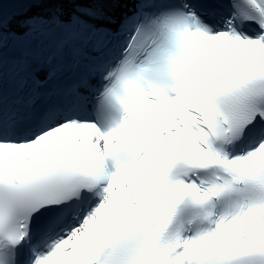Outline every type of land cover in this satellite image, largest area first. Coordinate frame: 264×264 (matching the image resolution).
<instances>
[{
    "label": "snow or ice",
    "instance_id": "obj_1",
    "mask_svg": "<svg viewBox=\"0 0 264 264\" xmlns=\"http://www.w3.org/2000/svg\"><path fill=\"white\" fill-rule=\"evenodd\" d=\"M0 264H264V0H0Z\"/></svg>",
    "mask_w": 264,
    "mask_h": 264
}]
</instances>
